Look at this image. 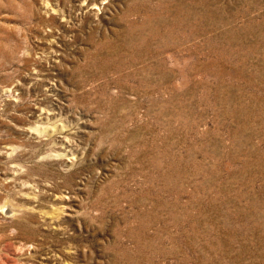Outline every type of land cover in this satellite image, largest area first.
<instances>
[{
	"label": "rangeland",
	"instance_id": "rangeland-1",
	"mask_svg": "<svg viewBox=\"0 0 264 264\" xmlns=\"http://www.w3.org/2000/svg\"><path fill=\"white\" fill-rule=\"evenodd\" d=\"M0 264H264V0H0Z\"/></svg>",
	"mask_w": 264,
	"mask_h": 264
},
{
	"label": "bare ground",
	"instance_id": "bare-ground-1",
	"mask_svg": "<svg viewBox=\"0 0 264 264\" xmlns=\"http://www.w3.org/2000/svg\"><path fill=\"white\" fill-rule=\"evenodd\" d=\"M12 212V211H11Z\"/></svg>",
	"mask_w": 264,
	"mask_h": 264
}]
</instances>
